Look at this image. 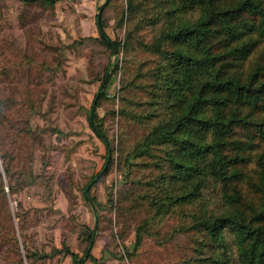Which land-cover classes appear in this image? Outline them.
<instances>
[{"label": "rangeland", "instance_id": "1", "mask_svg": "<svg viewBox=\"0 0 264 264\" xmlns=\"http://www.w3.org/2000/svg\"><path fill=\"white\" fill-rule=\"evenodd\" d=\"M105 1L0 0V180L20 264H69L65 248L80 254L89 233L91 258L83 264L177 260L178 238L170 233L182 221L180 208L153 214L157 157L131 154L156 118L146 114L159 55L148 45L160 20L153 22L158 15L148 1L132 11L128 0L99 8ZM97 14L118 43L115 53L100 39ZM106 67L110 83L94 110L107 159L87 122ZM103 166L87 191L92 207L85 186ZM10 247L0 241V264L14 259Z\"/></svg>", "mask_w": 264, "mask_h": 264}, {"label": "trees", "instance_id": "2", "mask_svg": "<svg viewBox=\"0 0 264 264\" xmlns=\"http://www.w3.org/2000/svg\"><path fill=\"white\" fill-rule=\"evenodd\" d=\"M146 1L156 7L153 22L160 20L148 45L159 55L146 114L156 118L131 154L157 157L150 209L155 215L180 208L182 221L170 233L178 238L175 264H264V0H128L129 11ZM95 19L115 53L118 43L104 34L99 14ZM110 76L106 67L87 111L105 159L110 148L94 107ZM105 171L85 186L92 207L88 188ZM13 232L0 180V241L10 242L15 256L7 264H20ZM91 243L89 233L80 254L65 248L69 264L91 258Z\"/></svg>", "mask_w": 264, "mask_h": 264}]
</instances>
